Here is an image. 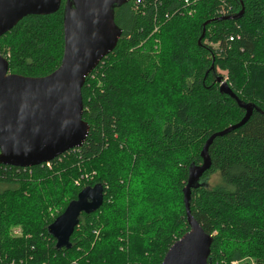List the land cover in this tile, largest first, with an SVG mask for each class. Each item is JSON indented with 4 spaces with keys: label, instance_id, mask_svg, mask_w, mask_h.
<instances>
[{
    "label": "trees",
    "instance_id": "obj_1",
    "mask_svg": "<svg viewBox=\"0 0 264 264\" xmlns=\"http://www.w3.org/2000/svg\"><path fill=\"white\" fill-rule=\"evenodd\" d=\"M142 1L138 12L135 0L115 9L123 34L82 89L85 144L38 167L0 165V264H162L189 230V168L213 134L245 116L219 92L220 76L254 111L209 148L191 213L214 238L208 264H264V0ZM64 6L0 37L10 73L44 77L60 66ZM97 184L103 206L82 214L70 250H57L48 226Z\"/></svg>",
    "mask_w": 264,
    "mask_h": 264
},
{
    "label": "water",
    "instance_id": "obj_2",
    "mask_svg": "<svg viewBox=\"0 0 264 264\" xmlns=\"http://www.w3.org/2000/svg\"><path fill=\"white\" fill-rule=\"evenodd\" d=\"M131 1L65 0L63 58L60 66L47 76L12 74L8 60L0 55V165L38 167L85 144L90 125L83 120L82 89L87 77L115 50L123 34L115 22V9ZM62 3L63 0H0V37L27 16L57 13ZM243 13L244 9L235 16L214 20H237ZM211 22L203 25L199 45ZM217 83L219 92L234 99L245 110V116L238 124L213 134L201 151L202 164L189 168L183 189L189 230L169 248L162 264H208L214 238L192 216L191 192L211 169L209 148L213 142L246 125L254 111L239 100L223 76L218 77ZM104 191L102 184L83 188L48 226L57 250L72 248L71 237L82 214L90 215L103 206Z\"/></svg>",
    "mask_w": 264,
    "mask_h": 264
},
{
    "label": "built area",
    "instance_id": "obj_3",
    "mask_svg": "<svg viewBox=\"0 0 264 264\" xmlns=\"http://www.w3.org/2000/svg\"><path fill=\"white\" fill-rule=\"evenodd\" d=\"M142 5H143L142 0H135V2L133 4V10H135L136 12L140 11V8L142 7ZM188 5H190V3H188ZM219 13L224 15V16L227 14V9H226L225 5L222 7V9L219 11ZM158 28L159 27L156 26L154 32H157ZM46 164H48V163H46ZM220 264H225V263H220ZM229 264H258V262L251 259V258H247V259H242V260H234V261H231Z\"/></svg>",
    "mask_w": 264,
    "mask_h": 264
},
{
    "label": "rangeland",
    "instance_id": "obj_4",
    "mask_svg": "<svg viewBox=\"0 0 264 264\" xmlns=\"http://www.w3.org/2000/svg\"><path fill=\"white\" fill-rule=\"evenodd\" d=\"M117 11H118V9H117ZM7 59V58H6ZM224 76H226V73H222ZM98 185V184H97ZM95 186V185H94Z\"/></svg>",
    "mask_w": 264,
    "mask_h": 264
}]
</instances>
